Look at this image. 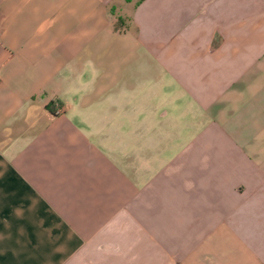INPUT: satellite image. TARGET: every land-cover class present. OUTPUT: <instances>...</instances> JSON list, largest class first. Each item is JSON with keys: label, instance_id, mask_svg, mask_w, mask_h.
I'll return each instance as SVG.
<instances>
[{"label": "crops", "instance_id": "1", "mask_svg": "<svg viewBox=\"0 0 264 264\" xmlns=\"http://www.w3.org/2000/svg\"><path fill=\"white\" fill-rule=\"evenodd\" d=\"M0 264H264V0H0Z\"/></svg>", "mask_w": 264, "mask_h": 264}, {"label": "rangeland", "instance_id": "2", "mask_svg": "<svg viewBox=\"0 0 264 264\" xmlns=\"http://www.w3.org/2000/svg\"><path fill=\"white\" fill-rule=\"evenodd\" d=\"M118 11L116 9V7L112 8V13L116 14Z\"/></svg>", "mask_w": 264, "mask_h": 264}, {"label": "trees", "instance_id": "3", "mask_svg": "<svg viewBox=\"0 0 264 264\" xmlns=\"http://www.w3.org/2000/svg\"><path fill=\"white\" fill-rule=\"evenodd\" d=\"M46 108L50 111L52 110V107L50 105H48Z\"/></svg>", "mask_w": 264, "mask_h": 264}]
</instances>
